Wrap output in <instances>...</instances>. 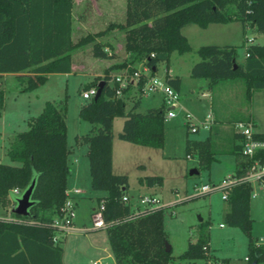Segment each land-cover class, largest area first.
<instances>
[{"label": "trees", "instance_id": "trees-1", "mask_svg": "<svg viewBox=\"0 0 264 264\" xmlns=\"http://www.w3.org/2000/svg\"><path fill=\"white\" fill-rule=\"evenodd\" d=\"M74 0H0V79L6 72L16 73L22 90H31L44 83L51 72L72 70L73 51L92 43L97 57H113L105 46L109 43L98 39L106 30L119 27L125 33L127 57L106 68L104 75H97L84 88L104 81L102 93L83 102L79 116L92 123L85 134L76 135L78 141L87 142L92 188L105 190L97 200L105 201L104 217L110 221L106 228L117 264H170L172 250L166 249L168 240L165 228V208L143 210L128 217L132 208L122 202L129 194L128 176L113 170V126L117 116L124 117L119 136L122 139L155 147H163L166 130V106H152L138 110L143 91L142 78L136 89L137 98L127 108L126 95H116V85L111 83L110 71L131 64L130 71L144 62L152 73L158 71L161 61L169 66L174 51L184 53L192 45L182 27L195 22L202 27L210 22L241 21L244 26L256 25L264 33V0H127L124 21H112L104 30L88 32L77 41L72 38ZM244 61L238 60L236 44H204L197 52L200 58L191 67L194 77H207L210 86L228 79L241 77L245 81L246 95L264 88V43L246 45ZM154 53V54H153ZM169 68V67H168ZM168 76V81L179 90L182 78ZM5 106V88H0V112ZM67 98L46 100L42 111L30 118L29 127L18 131L11 138L8 154L11 162L0 160V208H11L17 203L12 191L19 187L21 193L35 181L28 214L13 213V218L0 215V264H64V238L54 240L59 231L55 217L67 198L72 168L68 162V126L66 120ZM242 120H251L243 117ZM204 139L187 138V154L199 156L197 168H209L216 154L228 152L235 155L234 173L243 175L250 163L264 162V148L250 157L243 153L242 142H234L220 149L213 138V131ZM255 136L264 139V131ZM235 137H242L236 131ZM264 178V176H263ZM147 185L162 184L163 176L146 175L140 178ZM253 185L242 181L229 191L224 221L241 226L249 233V264L264 260L261 250L253 246L251 234V196ZM209 222L200 223L198 236L190 240L181 257L207 258L209 247ZM199 264H206L205 261Z\"/></svg>", "mask_w": 264, "mask_h": 264}, {"label": "rangeland", "instance_id": "rangeland-1", "mask_svg": "<svg viewBox=\"0 0 264 264\" xmlns=\"http://www.w3.org/2000/svg\"><path fill=\"white\" fill-rule=\"evenodd\" d=\"M119 12L114 16H108L107 13L100 14L94 22L88 23L93 27L85 29L80 37L88 32H96L91 30L99 28L104 30L112 21L119 22L115 20L122 13ZM217 25H226V27L219 30ZM113 29H116L114 42L123 41L124 31L119 27L106 30L98 36V39L105 42ZM183 32L189 35L192 50L184 53L174 51L169 66L166 61H161L158 65L160 75H164L169 67L172 69L171 73H180L184 79L180 105L175 108L176 115L166 119L164 146L155 147L122 139L119 133L123 127L124 117L117 116L113 126L115 141L113 170L116 173L127 174L128 191L135 201L141 193H153L167 204L165 228L173 255L170 264H195L192 259L181 257V253L187 248L189 241L198 236L202 220L210 224L211 250L207 247V258L197 261H205L206 264H216L218 261L220 264H226L225 259H227L229 264H249L246 259L249 255V233L241 226L229 225L224 221L223 214L227 208V201L222 198V190L214 189L200 193L197 188L204 183H218L225 176L233 174L235 156L221 155L218 160L212 161L209 168H200L198 174L191 175L190 169L198 165L199 156L196 152L187 154V138H205L209 129L203 126L197 131L190 129L186 123V112L189 111L193 115V121L197 123L204 120L209 113L216 112L217 127H219L217 131H213V138L220 133V127L228 126L229 130L217 143L222 150L232 144L235 123L241 120L238 118L248 117L251 114L256 122L255 129L264 131V88L255 89L248 98L245 81L241 77L223 80L212 87H207L202 84L204 79L209 78L191 75L192 65L200 58L197 49L201 45L236 44L238 60L244 61L247 54L246 45L250 42L264 43V36L256 26L246 27L239 20L226 24L214 22L207 28L191 22L185 26ZM77 34L79 35L78 31ZM91 45L92 43H88L73 51L72 72L52 74L44 83L31 90H22L20 81L14 75L0 80V88H5V106L0 112V160L3 162H11L8 154L11 138L18 131L29 127L30 118L41 112L45 101L50 98L56 100L67 98L66 120L69 125V142L75 145V154L70 155V163L76 162V157L78 162H81L79 184L83 198L79 204L76 203L74 228L68 232L61 229L57 232L59 238H65L64 264H92L98 259L102 264H117L107 228H92L91 207L93 204L99 205L97 198L106 191L92 188L87 148L75 141L76 134L87 132L92 125L90 121L79 116V108L87 100L82 92L85 84L93 76L91 67L83 69L80 66L82 64L90 66L97 60L101 61L93 56ZM125 50L124 45L121 53ZM161 104V93H143L138 110L146 111L152 106ZM130 106L131 104L128 103L127 108ZM154 174L163 176L162 184L150 186L140 181L141 177ZM255 190L256 194L251 196V234L256 237L264 235V186L256 184ZM0 215L13 217L11 204L7 210L0 208Z\"/></svg>", "mask_w": 264, "mask_h": 264}, {"label": "built area", "instance_id": "built-area-1", "mask_svg": "<svg viewBox=\"0 0 264 264\" xmlns=\"http://www.w3.org/2000/svg\"><path fill=\"white\" fill-rule=\"evenodd\" d=\"M249 41L251 39L248 38ZM109 50V48H105ZM154 54V53H153ZM249 53L247 52V55ZM131 64H128L123 68L122 71L113 74L111 77V83L116 85V95H124V89L130 84L134 85L135 88L139 86L141 79L143 78L142 91L143 93H161L163 95V100L166 106V117H172L176 115L175 108L180 105V94L179 91L168 81V76H172L170 68H167L164 75H160L158 71L152 73L151 67L142 62L141 66L133 71H130ZM98 85H93L89 88H84L82 95L83 97L90 99L97 93ZM186 123L189 128L193 131H197L201 126L210 128L214 122V117L212 113H209L207 117L200 121V123L193 121V115L187 111L186 112ZM235 129L242 135V151L244 154L252 157L258 149L264 148V139L255 136L254 122L252 120H238L235 123ZM264 162L259 159L253 160L247 167L246 172L243 175H237L235 173L229 174L222 178L218 183H204L198 186V191L200 193H207L214 189L222 190V198L227 199L229 191L233 185L248 181L253 185L252 195L256 194L255 185L260 184L264 186ZM12 191L16 194H21V189L19 187H14ZM82 189L78 187H68L67 188V198L64 204L61 206V213L55 217V225L60 230L68 232L74 228V215L76 207V198L73 193H80ZM139 198L135 201L131 194H124L122 196V202L130 204L132 212L128 217H132L143 210H154L156 208L166 206L161 198L153 193H141ZM105 201L101 200L99 205H97L92 213V228L97 229L101 227H107L109 224L120 221L119 218L112 219L110 221L106 220L104 217ZM13 218V217H8ZM59 236L56 234L54 240H58ZM253 246L261 250V254L264 256V235L256 236L253 241ZM246 259L249 260L250 256L247 255ZM92 264H102L101 260H94ZM216 264H220L216 261Z\"/></svg>", "mask_w": 264, "mask_h": 264}, {"label": "crops", "instance_id": "crops-1", "mask_svg": "<svg viewBox=\"0 0 264 264\" xmlns=\"http://www.w3.org/2000/svg\"><path fill=\"white\" fill-rule=\"evenodd\" d=\"M119 11L120 12L122 11V13L120 14ZM126 11H127V0H74V6H73V11H72V14H73L72 38H73V40L74 41H77L79 39V37H80V34L85 29H87L89 27H93V26H91L92 24L89 25L88 23L91 22V21L94 22L95 18L97 16H99L100 14H106L107 13L108 16H114L117 12H119L120 15H119L118 19H115V20L124 21V19L126 17ZM232 21H229V22H232ZM213 23L214 22H210L208 24V26H210ZM215 23H220V24H224L225 23L226 24L228 22H215ZM188 24H186V25H184L182 27V31L184 30L185 26H187ZM208 26H206L205 28H207ZM252 26H256V25H253L252 24V25H249L247 27H252ZM224 27H226V25H217V28L219 30L223 29ZM99 29H95V30H91V31H98ZM115 30L116 29H113L112 30V33H109V36H108L109 38L108 39H105V42L106 43H109V44H107L105 46V48H109V50H110L109 53L114 52L115 53V56H113V57H97V56L93 55L94 57H97V58H99L101 60V61H98V60L95 61V63H97V65H95V63H94L93 65H90V66L89 65L86 66V65H83V64L80 66L83 69H85V67H91L92 68V74H93V76H92V78L90 80H88V82L91 81L97 75H104L107 67H109L110 65H112L114 63L121 62V61H123L127 57L128 53H127L126 50L124 51V53H121L122 48H124L125 33H122V35L124 36V38H123L124 40L123 41L120 40V41H118V42L115 43L114 42V39L116 38V36H115L116 35ZM77 31L79 32V35L77 34ZM260 33H261V35L264 36V33L263 32H260ZM184 34H186V33H184ZM186 36L188 37V39L190 41L189 35L186 34ZM91 48H92V45L90 46V49ZM88 51L90 52L89 47H88ZM71 66H72V70L71 71H68L66 73L72 72L74 70V62L73 61H72V65ZM139 66H141V64ZM78 69H80V68H78ZM122 70H123V68H115V69H112L110 71L111 77L113 76V74L118 73V72H120ZM170 70H172V69L170 68ZM55 73H63V72H51V73L48 74V77L50 75H52V74H55ZM171 74H172V76L179 75L182 78L181 87L178 90L179 91V94H180V97H181V91L183 89V83H184L183 76L180 73H171ZM9 75L16 76V73H14V72H6V73H4L3 77H1V79L7 78V76H9ZM202 85L203 86L206 85L207 87H212V86H210V79H204V82H203ZM126 98H127V104L130 103L132 105L135 102V99L137 98V95H136V88H135L134 85H132V90H131V92H129L126 95ZM141 102H142V100H141ZM162 102H164L163 95H162ZM212 115L214 117V122L212 123L211 127L208 128L209 129L208 135L212 132V129L211 128H213L214 126L217 127L218 116H217V114H216L215 111L212 113ZM250 115H248V116L250 118H252ZM238 119H240V118H238ZM114 121H115V119H114ZM235 121H237V120H235ZM253 122H254V124L256 123L254 119H253ZM67 126H68V144H69L70 149H71L70 150V153H69V156H68V162H69V164H70V166L72 168V174L69 177V184H70L69 187L72 186V187H78V188L81 189L80 184H79L80 183V170H81L80 163L81 162H78L79 160L76 157V162H73L72 164L70 163V155L71 154H75V145L73 143H70L69 142V125H68V122H67ZM187 126H188V124H187ZM91 127H92V125H90V127L88 128V131L91 129ZM218 127H217V129H218ZM227 127L228 126L222 127V128L220 127L219 128L220 133L218 135H214L217 143H219L221 141V139H223L224 133L229 131ZM257 131H261V130H258L257 129ZM87 132H82V133H79V134H85ZM233 132H234L233 135H232L233 141L234 142L235 141L236 142H242V137H235V133H236L235 127H234V131ZM76 135H78V134H76ZM202 139H204V138H202ZM75 141L78 144L85 146L87 148V152H88L89 145H88L87 142L78 141L76 139V136H75ZM233 141H232V143H233ZM114 153H115V141L113 140V158H114ZM224 154H232V153H228V152L218 153V154H216V159L218 160L220 158V156L221 155H224ZM235 164H236V159H235ZM89 168H90V165H89ZM234 171H235V166H234L233 173H234ZM73 195L75 196L76 201L79 204L80 201L83 198L82 192H80V193H73ZM103 195H105V193L102 194V195H100V196H103ZM95 207H96V204H93L92 207H91L90 214L92 213V211H93V209ZM11 213H12V208H11ZM8 217H10V216H8ZM209 247H210V242H209ZM210 250H211V247H210ZM225 263L226 264H229L230 262L227 259H225ZM196 264H199V261H197ZM259 264H264V260L260 261Z\"/></svg>", "mask_w": 264, "mask_h": 264}, {"label": "water", "instance_id": "water-1", "mask_svg": "<svg viewBox=\"0 0 264 264\" xmlns=\"http://www.w3.org/2000/svg\"><path fill=\"white\" fill-rule=\"evenodd\" d=\"M104 81H100L97 89V93L95 94V98H98L102 93ZM200 170L197 167H193L190 169V174H198ZM35 181L31 183L23 192L17 197V203L12 207V212L16 214H28L29 208L34 204L35 200L32 199V192L34 188ZM166 249L168 251L172 250V245L169 241H166Z\"/></svg>", "mask_w": 264, "mask_h": 264}]
</instances>
